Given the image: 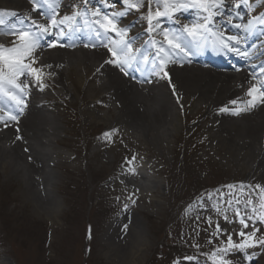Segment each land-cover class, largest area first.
Returning a JSON list of instances; mask_svg holds the SVG:
<instances>
[{
  "label": "rangeland",
  "instance_id": "1",
  "mask_svg": "<svg viewBox=\"0 0 264 264\" xmlns=\"http://www.w3.org/2000/svg\"><path fill=\"white\" fill-rule=\"evenodd\" d=\"M106 3L109 11L126 12L134 24L145 21L141 8L128 10L122 0ZM2 42L7 46L8 41ZM9 43L8 46L12 44ZM42 83L46 81L42 79ZM61 87L72 89L73 85L64 79ZM51 91L57 89L52 87ZM75 95L63 94V103L55 107L56 117L52 123L45 122L50 130V124L57 125V142L51 136L52 130L47 133L53 138L55 154L47 159L45 174L52 179L50 184L54 181L53 204L58 214L47 215L39 209L52 208L51 202L48 207L39 200L15 196L18 183L0 173V264H111L103 255L106 251L102 253L100 249L104 241L101 237L104 242H115L114 235L109 234L112 237L108 239L105 231L110 224L125 229L126 220L133 222L134 234L142 233L140 241L151 246L138 258V264H218L219 258L228 264H264V248H229L227 243L229 236L233 244L242 243L244 238L239 233L248 230L240 229L238 221L243 215L237 216V210L250 215L253 208L257 215L264 212V193L255 187H264V178H254L253 172L248 174L251 164L243 165L238 159L241 156L223 154L210 147L207 140L197 135V127L202 125L197 124L198 118L187 122L177 118L178 130L161 144L129 127L109 128L108 122L90 119L89 113L105 109L93 110L91 104L82 103V92ZM27 121L23 123L25 130ZM112 141L114 145H108ZM133 157L144 163L154 162V172H147L159 181V188L150 195H141L142 199L134 203L110 202V194H98L110 176L119 178ZM244 162L251 163L249 158ZM247 181L255 188L253 196L241 195V190L252 192L249 187L245 189ZM220 183L224 185L215 187ZM116 187L121 188V184ZM250 199L252 204H248ZM134 207L138 208L135 213ZM255 227L260 230L256 238L264 237V223L257 222ZM121 254L126 255L123 251Z\"/></svg>",
  "mask_w": 264,
  "mask_h": 264
},
{
  "label": "bare ground",
  "instance_id": "2",
  "mask_svg": "<svg viewBox=\"0 0 264 264\" xmlns=\"http://www.w3.org/2000/svg\"><path fill=\"white\" fill-rule=\"evenodd\" d=\"M53 1L50 0V2ZM66 1L71 5L74 0ZM13 5L21 9L23 6L26 7L24 4L22 6L12 0H0V7L8 8ZM67 13L68 9L64 11V15ZM226 15H228L227 12H225ZM234 22L233 24H235ZM161 25H165L164 30L170 33L175 32L171 29L172 27L168 26V23L161 21ZM223 26L226 25L223 24ZM0 30L2 31V29ZM234 31L237 34L245 35L242 29L234 28ZM260 31L256 30L252 35H245V41ZM261 40L264 38L253 40L247 44L246 48H244V43L242 44V50H246L249 54V57L246 58L250 61L247 68H238L239 71L233 72L231 71L234 70L232 67L206 68L200 61L184 63L176 58V63L168 64V79H160L157 76L148 79L146 74H143V77L149 81L146 85L138 83L140 82L138 79L132 81L114 68V65L106 64L105 62L109 60L106 49L92 52L81 49L67 51L63 48L44 47L41 50L44 57L40 65L44 69L42 70L43 78L53 85L56 83L50 77L54 73L59 76L57 81L60 88L64 79L71 82L72 89L64 87L60 92L73 96L82 92L80 96L82 103L91 104L93 110L95 107L105 109L101 112L96 110L89 113L87 117L90 119L108 122L111 124L109 128L119 127V129L125 130L129 127L132 132L144 135L151 141L158 140L162 144L178 130L177 118L182 117L184 120L185 117L187 122L189 119L199 117L201 122L206 121V124L198 127L199 133H206L205 137L208 138L210 147L223 154L230 153L244 157L238 159L248 167L251 164L247 171L248 174L253 172V177L264 178V102L258 100L254 105L249 106L250 98L247 95L248 89L253 84L259 85L260 81L264 80V76L260 73V68L264 66V43H261ZM161 42L167 48L163 32ZM251 44L255 47L249 48ZM258 51L259 55L254 58V54L251 53ZM224 53L226 52L224 51ZM179 56H183V54L181 53ZM238 57L235 52L233 55L226 53L223 60L225 61L227 58L234 61ZM47 65H51V67H47ZM226 69L229 71H224ZM20 79L29 84L28 89L24 92L28 96L25 109L15 121L8 122V126L5 127L7 117L0 119V128H2L0 131V173L18 183L15 196L18 198L21 196L23 200H39L48 207L51 202L50 207L52 208L41 206L39 209L47 215H56L58 209L54 207L55 197L52 194L54 181L50 184L52 179L49 180L45 174L47 159L53 156V153L55 154L52 143L58 141L57 125L50 124L53 126L51 136L54 137V142H52L53 138L47 135L51 130L45 126V122L52 123L56 112L47 111L45 112L47 119L43 118L44 110L48 109L45 106L46 98H51L55 103L61 99L59 95L41 91L45 93L46 102L36 101L35 92L38 87L35 85L33 77L26 73ZM233 101L236 103L233 104ZM1 103L2 101H0ZM222 108L227 110L221 111ZM237 109H240L238 113ZM49 110L51 109L49 108ZM188 111L195 113L189 116L186 114ZM37 112L39 113L37 114ZM25 121L27 124L29 123V126L26 125V130L23 124ZM112 124L116 125L112 126ZM17 136H20L21 139H17ZM39 147L46 148V151ZM49 147L51 149H48ZM22 158H24V162H21ZM246 158H249L251 163L245 164ZM154 170V162L152 164L147 161L144 163L136 158L125 171L121 172V177H119L121 188L115 186L119 181L114 180L109 184V187H101L97 193L106 194V191H111L115 194L112 199L134 203L137 199H142L141 195H150L159 188V181L153 177L154 175H149L146 172H154ZM128 190L131 192L128 193ZM137 211L138 208L134 207L132 212ZM126 221L125 229L119 228V226L117 228L116 224H110L108 230L105 231V236L108 239L114 235L115 242H104V237H101L104 241L100 249H103L102 253L106 251L103 255L111 264H138V258L145 253L146 249L151 248L150 244L140 241L142 239L140 231L139 234H134L131 226L133 222ZM115 222L119 224L118 219ZM129 244L132 245L128 246ZM124 247L126 249H123ZM122 251L126 255L121 254Z\"/></svg>",
  "mask_w": 264,
  "mask_h": 264
},
{
  "label": "snow or ice",
  "instance_id": "3",
  "mask_svg": "<svg viewBox=\"0 0 264 264\" xmlns=\"http://www.w3.org/2000/svg\"><path fill=\"white\" fill-rule=\"evenodd\" d=\"M33 10H37V4L39 0H32ZM123 4L128 10L139 9L141 4L139 0H122ZM44 3L50 9L48 14L49 18L46 23H40L36 19H32L27 25L24 21H21L19 25H14L10 30V34L15 36V42L12 47L5 48L0 46V94L5 96L9 101L15 103L17 107L22 105V95L28 89V83H21L20 77L26 73L30 74L37 82L40 88L44 87L42 78L44 73L41 68H36L33 65L37 62V59L33 57V54L38 48L44 47L41 44V40L44 36H52L53 29L62 25H71L73 21L80 15L79 12H74L71 16L65 15L61 18L58 17L56 8L58 5L50 2V0H44ZM87 3V0H85ZM163 10L157 7V10L153 13L148 12L147 21L149 24V32L154 31L160 27L159 17H167L172 20L176 17V14L188 9H197L202 13H206L202 22L188 25L184 24L181 33H170L167 30L163 31L164 41L167 44V50L163 45L159 46L156 51V59L149 64L150 57L146 55H138L141 49H133L132 39L128 37V29L126 27H119L117 17L126 15V12L121 11L118 13L102 14L99 9L92 12L95 26V35L101 36V32L105 34H115L118 39H107L106 43H101V46L107 50V53L111 56V59L105 63L110 65H116L120 68L126 76L131 75L133 69L141 71V62L148 68L150 74H154L160 79H168L169 71L167 70L169 63H176V58L182 53L184 57H189L195 54H199L202 51H213L217 53H223L224 51L235 52L237 55L247 57L249 54L246 50H242L241 46L245 42V35H252L256 31L258 25H264V16L253 17L248 20L246 24L235 23L233 24L234 16L240 18L238 9L244 5L251 9V5L248 4V0H233L231 8L228 10L226 21L229 25L236 29H242L245 35L235 34L226 35L224 31L220 29L223 27V23H214L215 18L224 17L225 9L227 5L225 0H162ZM159 4V0H158ZM11 16H15V12L9 13ZM41 16L44 13H40ZM155 21V25H153ZM3 13L0 12V25H4ZM215 29V30H214ZM73 31H79L78 29L69 28L65 31L64 28L59 27V31L55 33L57 39L47 43V48L56 47H75V43L64 44L62 41L64 38L71 40V33ZM186 34L187 42H184V36ZM153 46L156 45V41L152 40ZM88 47L86 43L84 45ZM96 47L95 44L91 45ZM253 47H255L253 45ZM30 61V62H28ZM189 63L191 61H188ZM51 67V65H47ZM99 71V69H98ZM260 73L264 76V66L260 68ZM146 82V77H141ZM171 81L169 80V83ZM175 92V89H173ZM17 93L19 95H17ZM247 95L249 96V106L254 105L256 101L264 102V80H261L259 85L253 84L249 89ZM233 104L236 102L233 101ZM227 109H221L226 111ZM22 111V108H20ZM237 113L240 109L236 110ZM18 113H8L7 120L5 121V127L8 126V122L15 121ZM0 119H3L0 117ZM105 135H108L107 133ZM21 139L20 136L16 137ZM135 157H133V160ZM128 163V162H126ZM231 187V186H229ZM260 193H264V187L260 185L255 186ZM248 204H252V200L248 201ZM261 208H264V203L261 204ZM127 210V205L125 206ZM219 211V209H217ZM253 215L246 217H240L239 223L243 225L245 229L249 227V221L252 223L251 233L240 232L244 239L240 244H233L231 236L228 238L229 248L249 249L260 246L264 248V237L256 238V234L260 231L255 227L257 222L264 223V212H260L257 215V209L253 208ZM237 216H240L239 210L236 212ZM227 219V217H225ZM217 231H220L217 226ZM227 251V249L223 250ZM251 258V257H249ZM191 259V258H186ZM218 264H228L223 258L218 259Z\"/></svg>",
  "mask_w": 264,
  "mask_h": 264
}]
</instances>
